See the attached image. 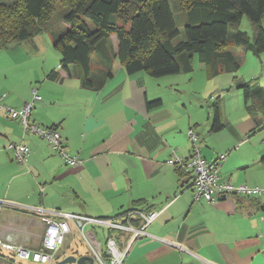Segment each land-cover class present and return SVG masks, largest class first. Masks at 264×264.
Returning a JSON list of instances; mask_svg holds the SVG:
<instances>
[{
    "label": "crops",
    "instance_id": "crops-1",
    "mask_svg": "<svg viewBox=\"0 0 264 264\" xmlns=\"http://www.w3.org/2000/svg\"><path fill=\"white\" fill-rule=\"evenodd\" d=\"M66 27L0 49V103L20 109L37 89L41 100L34 103L33 121L57 127L81 160L77 167L66 165L45 139L25 133L0 108V238L39 247L41 210L111 218L135 228L143 225L137 211L158 210L123 264H264V193L218 195L213 203L196 199L193 175L171 163L175 155L193 152L188 131L194 128L207 160L227 154L221 179L264 188V52L230 44L226 49L239 62L234 70L221 62L213 73L193 54L188 71L128 74L112 34L92 54L87 85L80 65L61 66L55 40ZM154 100L160 104L149 107ZM23 140L31 153L21 166L7 146ZM70 224L67 236L73 238ZM106 235L126 246L132 232ZM69 245L55 264L72 255ZM11 255L0 248V264L20 261Z\"/></svg>",
    "mask_w": 264,
    "mask_h": 264
},
{
    "label": "trees",
    "instance_id": "trees-1",
    "mask_svg": "<svg viewBox=\"0 0 264 264\" xmlns=\"http://www.w3.org/2000/svg\"><path fill=\"white\" fill-rule=\"evenodd\" d=\"M65 8L60 21L69 25L55 40L61 66L78 64L84 82L91 85L90 62L98 47L115 34L117 57L128 74L147 71L154 77L190 70L193 54L217 73L219 63L227 70L239 62L226 47L233 44L256 54L264 52V0H176L186 12L185 36L174 41L180 30L171 0H17L0 2V49L32 38L56 27L52 23L55 2ZM246 16L253 36L239 28ZM111 75V73H109ZM160 100L149 101V107ZM214 124L219 127L220 107H213Z\"/></svg>",
    "mask_w": 264,
    "mask_h": 264
},
{
    "label": "built area",
    "instance_id": "built-area-1",
    "mask_svg": "<svg viewBox=\"0 0 264 264\" xmlns=\"http://www.w3.org/2000/svg\"><path fill=\"white\" fill-rule=\"evenodd\" d=\"M41 100L37 89H32V99L26 102L20 109L2 105L0 108L7 111L13 119L19 120L25 133H33L45 139L51 148L57 152L64 160L65 164L71 167L80 165L81 160L78 155L71 154L66 145V140L57 127L43 126L32 119L34 103ZM190 140L193 143V152L188 157L175 155L171 160L172 164L178 166L183 174H192L194 197L205 198L213 203L217 196L229 194H252L264 193V188L250 186H236L227 179H221V168L227 154L222 153L214 161L207 160L199 147L200 137L194 128L188 131ZM7 148L13 153L15 160L24 166L27 164L31 148L24 140L12 142ZM45 222L44 232L41 236V243L36 249L29 248L24 244H16L0 238V248L12 252L11 256L20 261H31L32 264H55L58 256L61 255L66 237L71 233V224H75L79 229L83 240L93 256L94 262L98 264H123L127 256L131 243L139 236L146 234V227L151 224L160 214L158 210L149 212L137 211L142 219L143 225L135 228L128 224L114 221L111 218H96L87 215L64 213L58 210L44 211ZM99 229H102L100 232ZM118 229L131 231L132 237L126 246H121L117 239L107 236L109 230ZM99 230V232H98ZM105 236V239L98 238ZM20 261L12 260L11 264H23Z\"/></svg>",
    "mask_w": 264,
    "mask_h": 264
},
{
    "label": "rangeland",
    "instance_id": "rangeland-1",
    "mask_svg": "<svg viewBox=\"0 0 264 264\" xmlns=\"http://www.w3.org/2000/svg\"><path fill=\"white\" fill-rule=\"evenodd\" d=\"M17 0H0V2L2 3H13ZM170 5L173 11V14L175 16L176 22H177V26L180 30V35L174 40V41H178L184 38L185 36V21L187 18L186 12L184 10H182L180 8L179 2L176 0H171L170 1ZM65 8V5L63 3H60V1L55 2L54 4V9H53V13H52V23L55 24L56 23V27L55 28H60V26L63 23L62 21H60V13L61 11ZM239 28L247 31L249 34L252 32V25L251 22L248 20V18L246 16L243 17V19L240 22ZM59 30V29H58ZM238 51V50H236ZM247 65L244 67L243 65V69H247ZM76 228L75 225H73L72 227V233H73V238H71L70 236L66 237V242L69 241L70 245L69 246H65L66 248V253L68 254H75V255H81V254H85L89 251L85 241L82 238V235L80 233V231ZM100 238L103 239V236L100 235ZM131 247L133 246L130 245ZM24 264H32L31 261H27ZM67 264H74V263H67Z\"/></svg>",
    "mask_w": 264,
    "mask_h": 264
},
{
    "label": "water",
    "instance_id": "water-1",
    "mask_svg": "<svg viewBox=\"0 0 264 264\" xmlns=\"http://www.w3.org/2000/svg\"><path fill=\"white\" fill-rule=\"evenodd\" d=\"M67 263H74V264H93L94 258L91 255L85 254L81 256H76L74 254L65 257L63 260L58 262V264H67Z\"/></svg>",
    "mask_w": 264,
    "mask_h": 264
}]
</instances>
